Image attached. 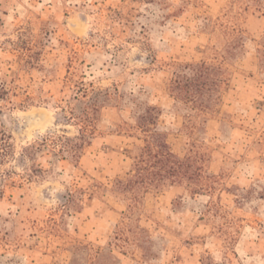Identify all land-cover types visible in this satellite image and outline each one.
Returning <instances> with one entry per match:
<instances>
[{"label":"rangeland","instance_id":"374dc122","mask_svg":"<svg viewBox=\"0 0 264 264\" xmlns=\"http://www.w3.org/2000/svg\"><path fill=\"white\" fill-rule=\"evenodd\" d=\"M158 116L181 178L127 187ZM5 142L0 264H264V0H0Z\"/></svg>","mask_w":264,"mask_h":264},{"label":"trees","instance_id":"16d2710c","mask_svg":"<svg viewBox=\"0 0 264 264\" xmlns=\"http://www.w3.org/2000/svg\"><path fill=\"white\" fill-rule=\"evenodd\" d=\"M80 88L84 87L81 86ZM80 92L85 97L90 95V90L86 87L81 89ZM92 93H95L94 90ZM74 117L81 120V122L84 124L78 129V133L76 135H62L51 139L43 138L41 142L30 144L23 153L24 157L28 158L34 164L36 160V153L42 149H46L57 155L59 160L67 159L74 163V166L77 167L83 155L84 149L88 145H91L92 139L94 137L95 127L91 124L94 122V119L93 117L88 116V112H83L77 115L75 114ZM144 122H146V120ZM152 123L154 125H139V129L144 134V146L142 147L143 152L141 154L142 159L139 161V163L145 164L140 168V170L143 169L146 171V173L139 174L137 180L133 179L135 176H137L136 173H131V180L125 184L127 187L134 188L137 184L143 186L148 184L159 185L158 182H160L161 179H164L168 174L176 178H181V172L178 167H183V160L172 150L171 146L167 142L164 136L165 128L159 124V116L156 118V120H153ZM48 140H50L55 145V147H51ZM56 147L58 148V152H56ZM11 148L12 144L5 142L4 147L0 149L1 160H5L10 155ZM155 167L164 169L166 172H168V174L165 175L162 174L161 171H153L152 169ZM48 171V169H44L43 167L31 168V172L28 174V176L33 177L35 175L45 174ZM119 183L123 184V181L119 180ZM197 192L198 191H195V193ZM72 196L73 194L69 190L67 203L72 201ZM71 206L72 205L69 206V209L72 208V211H81L83 209V205L80 207ZM77 249H80V247H77Z\"/></svg>","mask_w":264,"mask_h":264}]
</instances>
